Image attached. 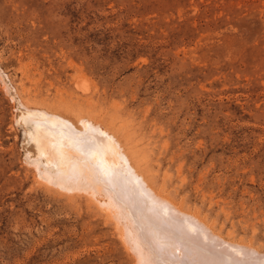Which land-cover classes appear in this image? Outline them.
<instances>
[{"label": "rangeland", "instance_id": "374dc122", "mask_svg": "<svg viewBox=\"0 0 264 264\" xmlns=\"http://www.w3.org/2000/svg\"><path fill=\"white\" fill-rule=\"evenodd\" d=\"M103 165L264 253V0H0V264H136Z\"/></svg>", "mask_w": 264, "mask_h": 264}, {"label": "bare ground", "instance_id": "6f19581e", "mask_svg": "<svg viewBox=\"0 0 264 264\" xmlns=\"http://www.w3.org/2000/svg\"><path fill=\"white\" fill-rule=\"evenodd\" d=\"M130 172L103 165L102 176L97 170L82 172L74 188L93 199L101 208H97L100 214L103 210L105 222L113 225L136 264H264V253L251 243L223 237L202 217L166 198L165 194H162L164 198L159 196L161 190L154 191L147 178L142 182Z\"/></svg>", "mask_w": 264, "mask_h": 264}]
</instances>
